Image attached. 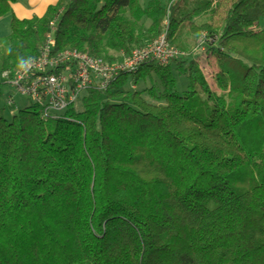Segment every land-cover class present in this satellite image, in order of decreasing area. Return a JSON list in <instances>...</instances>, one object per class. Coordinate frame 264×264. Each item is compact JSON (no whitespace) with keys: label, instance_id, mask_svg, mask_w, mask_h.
<instances>
[{"label":"trees","instance_id":"obj_1","mask_svg":"<svg viewBox=\"0 0 264 264\" xmlns=\"http://www.w3.org/2000/svg\"><path fill=\"white\" fill-rule=\"evenodd\" d=\"M16 1L0 0V17ZM169 1L58 0L40 17L12 14L0 73L37 53L55 17V47L109 60L166 18L170 42L187 49V19L217 70L192 53L144 62L88 89L49 131L31 102L0 116V264H264V28L252 29L264 0ZM173 69L187 77L182 93Z\"/></svg>","mask_w":264,"mask_h":264},{"label":"built area","instance_id":"obj_2","mask_svg":"<svg viewBox=\"0 0 264 264\" xmlns=\"http://www.w3.org/2000/svg\"><path fill=\"white\" fill-rule=\"evenodd\" d=\"M55 20L56 17L50 20L35 55L22 60L15 69L0 73L18 94L37 105L44 120L63 115L88 89L106 90L121 73L135 71L144 62L166 65L186 54L168 39L166 22L158 35L129 52H121L115 59L77 47L59 49L55 47ZM5 102L14 106L13 95Z\"/></svg>","mask_w":264,"mask_h":264},{"label":"rangeland","instance_id":"obj_3","mask_svg":"<svg viewBox=\"0 0 264 264\" xmlns=\"http://www.w3.org/2000/svg\"><path fill=\"white\" fill-rule=\"evenodd\" d=\"M142 1H143V4L147 2V0H142ZM161 1L164 4H166V3L169 4V2H170L169 0H161ZM194 1L195 0H182L179 5L186 4L189 7V6H192L194 4ZM208 18H209V15H207V13L197 14V17L195 18V22L201 23V22H203L205 20H208ZM2 19H4V18L0 19V36L8 34L10 32V25H9L8 21L2 20ZM165 22L168 25L167 18L164 19V22L162 23L163 26L165 25ZM187 22H188L187 19H185L184 22L182 23V25H184V26L182 28L181 36H180V43L185 45V46H187V49H182L181 47L176 46L173 43L172 44L175 45L176 47H178L179 49L181 48L180 50L185 52L186 54L192 53L197 58L201 56V57H203V60H205L207 57H208L207 60L210 59L211 57L205 56V53H204L205 50H204L203 46L200 43V39H197V37H196L195 40H194V36L187 31L188 30L186 28ZM149 23H150L149 19L148 20L147 19L142 20V22H141V30L146 32L147 31L146 29L148 28ZM262 28H264V16H261L259 18V20L252 27L253 30H260ZM162 29H163V27H162ZM153 37L149 38L146 35V38L144 39V42H142V43L147 42L149 39H151ZM135 47H137V46H135ZM216 53H217V51H216ZM114 55H116L114 57V59L119 56V54H116V53H114ZM181 56H183V55H181ZM214 57H215V55H214ZM215 60L216 59L212 57L209 62L207 61V64L209 66L208 68H213L214 70H217ZM227 61H232L233 64H234L233 70L236 71L235 73L237 74V76L241 75L240 74L241 73L240 70L245 65L244 61H242V60H240V61L239 60H234L233 57L227 58ZM203 66H204V68L207 67L205 64H203ZM173 74H174V76L176 78L177 89H178V91L180 93H182L183 91H185L187 89V85H186V83H187L186 81H188L187 77L185 75H183V74L178 73L175 69H173ZM12 87H11V85L9 83L6 82L5 79L1 78V76H0V104L2 105L3 103H5V106H6V108L4 110H2V114L0 116H3L5 118H7L8 120L11 119L12 115L14 113H16L18 111V109L24 108L25 106H27L30 103V101H28L29 99L27 97L18 94L15 91V89H13ZM138 87H139V85L133 86L132 88H138ZM213 88L216 89L219 92V90L217 89L215 84H213ZM198 92L199 93H197V94L201 95L202 92L201 91H198ZM10 94L13 95V99H14V102H15V105L12 106V107L7 106V102H3V101H5V98H7ZM202 94H204V93H202ZM74 106H75L76 109H82V107H83L81 101H79V100L74 104ZM55 120H56V118H50V119H48L45 122V125H46L45 127H46V129L48 131L52 130L53 125L55 123Z\"/></svg>","mask_w":264,"mask_h":264},{"label":"crops","instance_id":"obj_4","mask_svg":"<svg viewBox=\"0 0 264 264\" xmlns=\"http://www.w3.org/2000/svg\"><path fill=\"white\" fill-rule=\"evenodd\" d=\"M57 1L58 0H17L16 2L12 4V8H11L12 12L4 15L1 18H4L2 20L8 21L10 25L9 21H11L12 14H14L16 17L20 19H31L33 17H40L46 12L47 10L46 7H48L51 4H55ZM192 6H189V8ZM196 17L195 16L193 17L194 22H195ZM8 34H10V32ZM8 34L1 35L0 38ZM187 84L188 83H186V85ZM5 101H6V98H5ZM5 108H6L5 103H3L2 105L0 104V115L2 114V110H4Z\"/></svg>","mask_w":264,"mask_h":264}]
</instances>
